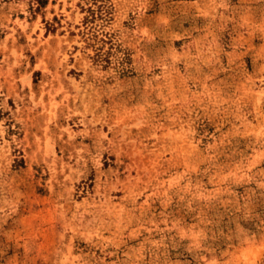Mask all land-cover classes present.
Wrapping results in <instances>:
<instances>
[{"label": "rangeland", "instance_id": "obj_1", "mask_svg": "<svg viewBox=\"0 0 264 264\" xmlns=\"http://www.w3.org/2000/svg\"><path fill=\"white\" fill-rule=\"evenodd\" d=\"M0 264H264V0H0Z\"/></svg>", "mask_w": 264, "mask_h": 264}]
</instances>
